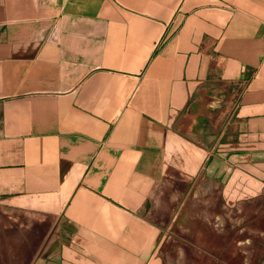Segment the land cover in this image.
I'll return each mask as SVG.
<instances>
[{"label":"crops","instance_id":"obj_1","mask_svg":"<svg viewBox=\"0 0 264 264\" xmlns=\"http://www.w3.org/2000/svg\"><path fill=\"white\" fill-rule=\"evenodd\" d=\"M0 227L7 264H264V0H0Z\"/></svg>","mask_w":264,"mask_h":264},{"label":"rangeland","instance_id":"obj_2","mask_svg":"<svg viewBox=\"0 0 264 264\" xmlns=\"http://www.w3.org/2000/svg\"><path fill=\"white\" fill-rule=\"evenodd\" d=\"M0 264H7V262L9 263V252H5L3 250V235H2V228L0 227ZM23 260L22 261H18V264H22Z\"/></svg>","mask_w":264,"mask_h":264}]
</instances>
